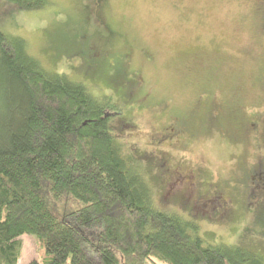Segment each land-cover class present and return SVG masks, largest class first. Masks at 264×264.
<instances>
[{"label":"rangeland","instance_id":"1","mask_svg":"<svg viewBox=\"0 0 264 264\" xmlns=\"http://www.w3.org/2000/svg\"><path fill=\"white\" fill-rule=\"evenodd\" d=\"M44 1L13 10L0 0V31L22 39L47 72L112 96L123 113L113 134L156 209L264 262V0ZM161 162L193 171L197 185L169 188ZM213 187L230 203L227 216L199 200ZM101 229L95 223L89 238ZM18 240L17 264L50 260L36 236Z\"/></svg>","mask_w":264,"mask_h":264},{"label":"trees","instance_id":"2","mask_svg":"<svg viewBox=\"0 0 264 264\" xmlns=\"http://www.w3.org/2000/svg\"><path fill=\"white\" fill-rule=\"evenodd\" d=\"M1 1L13 10L45 2ZM122 116L112 96L47 72L0 31V264H17L24 234L43 243L45 264H264L153 206L138 161L113 134Z\"/></svg>","mask_w":264,"mask_h":264},{"label":"flooded vegetation","instance_id":"3","mask_svg":"<svg viewBox=\"0 0 264 264\" xmlns=\"http://www.w3.org/2000/svg\"><path fill=\"white\" fill-rule=\"evenodd\" d=\"M121 119V118H120ZM126 118H123L122 120V127L128 126L124 124ZM128 119V118H127ZM130 119V118H129ZM156 168H159V175L164 177L166 181L168 182V187L170 188L173 183L178 185L181 184H189L190 186L197 185V179L193 173V171H185L180 166L171 167V165L161 162L160 165H157ZM257 173V178L259 177V172ZM170 177V178H169ZM260 178V177H259ZM255 181V180H253ZM204 200V206L210 205L209 211L213 213H217L219 215L227 216L230 212V203L227 200V198L224 196V193L219 187H213V190L206 196L202 197L200 196L199 200ZM162 211V210H160ZM164 212V211H163ZM167 213V212H165ZM170 214V213H168Z\"/></svg>","mask_w":264,"mask_h":264}]
</instances>
